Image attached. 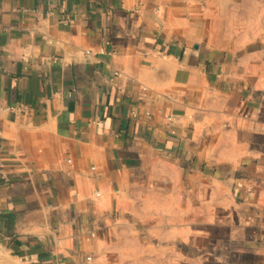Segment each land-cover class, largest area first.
<instances>
[{
  "label": "crops",
  "instance_id": "1",
  "mask_svg": "<svg viewBox=\"0 0 264 264\" xmlns=\"http://www.w3.org/2000/svg\"><path fill=\"white\" fill-rule=\"evenodd\" d=\"M0 264H264V0H0Z\"/></svg>",
  "mask_w": 264,
  "mask_h": 264
}]
</instances>
